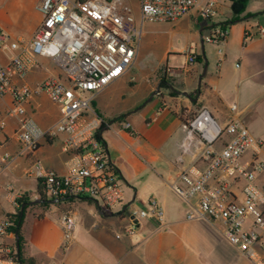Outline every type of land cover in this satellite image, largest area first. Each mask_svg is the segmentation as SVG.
<instances>
[{
  "label": "crops",
  "instance_id": "1",
  "mask_svg": "<svg viewBox=\"0 0 264 264\" xmlns=\"http://www.w3.org/2000/svg\"><path fill=\"white\" fill-rule=\"evenodd\" d=\"M1 2L13 17L0 9V33L11 42H28L41 20L38 0H29L26 6L19 0ZM216 13L222 17L217 23L202 20L196 11L176 21L186 22L191 44L180 52L185 57L182 68L163 69L161 58L153 66L140 63L137 51L131 67L93 97L92 105L103 120L98 134L129 190H122V201L111 209L98 207L89 199H72L50 204L37 218V208L29 207L20 227L18 264H250L224 239L220 222L187 219L188 203L172 189L180 172L192 163V155L181 150L182 122L199 109H207L219 125L238 120L253 137L264 139V0H248L244 12L232 23H228L230 4L219 6L213 16ZM220 27L228 29L225 41H206ZM188 53L195 58L191 64L187 63ZM12 54L0 48V64ZM133 67L137 72L130 74ZM60 74L50 60L38 56L25 82L34 88L46 77ZM161 76L168 79V86L158 87ZM157 87L151 101L140 107ZM128 99L136 100L135 104L121 107ZM10 104L8 94L0 95V116ZM25 114L46 129L57 121L59 109L39 92L25 105ZM125 121L131 129L123 128ZM16 129L17 119L9 118L0 131V216L17 209L6 195V185L20 197L38 199L39 185L26 176L34 157L57 173L66 170L62 135L46 137L32 156L20 153ZM5 154L9 157L3 160ZM259 155L264 159V147ZM256 183L264 191V172ZM152 208L160 210V218L151 214ZM131 210H147V214L137 219L134 233L126 235ZM65 214L74 219L68 250L60 247V219Z\"/></svg>",
  "mask_w": 264,
  "mask_h": 264
},
{
  "label": "built area",
  "instance_id": "2",
  "mask_svg": "<svg viewBox=\"0 0 264 264\" xmlns=\"http://www.w3.org/2000/svg\"><path fill=\"white\" fill-rule=\"evenodd\" d=\"M233 1L138 0L136 19L128 0H38L41 20L28 42H11L0 33V48L14 52L0 64V95L11 98L0 116V131L7 119L16 118L20 153L32 156L46 137L63 136L61 150L67 154L63 173L46 168L36 157L26 170L47 199L57 204L84 198L105 209L120 204L119 174L96 137L103 120L92 105L93 97L131 67L144 23H173L191 11L209 21L219 6ZM227 33L226 27H220L205 39L222 44ZM38 56L50 60L61 74L46 77L32 88L25 78ZM186 58L189 64L195 60L190 53ZM39 92L59 109L57 121L46 129L25 114V105ZM122 125L131 129L127 121ZM181 127V150L192 155V163L180 172L172 189L188 203L186 218L220 222L231 246L250 264H264V191L256 183L264 172V159L259 155L264 139L253 137L238 120L219 125L204 108L185 119ZM8 157L5 154L3 160ZM5 191L18 209L20 195L10 185ZM150 212L160 218L158 208ZM146 214L147 210H131L124 233H134L137 219ZM60 224V247L68 250L74 219L65 214ZM12 226L9 214L0 216V264L18 262Z\"/></svg>",
  "mask_w": 264,
  "mask_h": 264
},
{
  "label": "rangeland",
  "instance_id": "3",
  "mask_svg": "<svg viewBox=\"0 0 264 264\" xmlns=\"http://www.w3.org/2000/svg\"><path fill=\"white\" fill-rule=\"evenodd\" d=\"M24 6H26L29 0H19ZM130 3L133 13L138 18V0H128ZM23 7V6H22ZM0 9H4L6 13L13 17V12H9L7 10V5L5 3H0ZM17 15V12L14 13ZM222 19L218 13H216L211 20L214 23H217L218 20ZM186 22L183 21L181 23L173 22V23H144L142 25V34L139 38L138 43H135V47L137 51L140 53V63H150L152 66L156 65L161 58L160 66L161 68L170 70L172 68H182L184 65V55L181 54V50L185 49L187 45H191L188 41V37L186 35ZM150 50L149 53L146 50ZM166 49L168 51L166 52ZM180 53V55H177ZM138 62V64H140ZM159 67V66H158ZM137 72V68L133 67L130 70V74H134ZM136 100H127L122 103L121 107L134 105ZM140 105V104H139ZM32 186H33V180ZM121 189L126 192L129 190V187L121 182H118ZM35 193V188L32 189ZM128 193V192H127ZM142 200L144 203L145 200L142 198H137ZM49 200V199H48ZM147 209V207H145ZM37 211H39L37 209ZM18 264V263H14Z\"/></svg>",
  "mask_w": 264,
  "mask_h": 264
},
{
  "label": "trees",
  "instance_id": "4",
  "mask_svg": "<svg viewBox=\"0 0 264 264\" xmlns=\"http://www.w3.org/2000/svg\"><path fill=\"white\" fill-rule=\"evenodd\" d=\"M248 0H234L232 3H230V9H231V13H232V18L229 20L228 23H232L235 20L239 19V16L244 12L245 10V6ZM227 22L224 24H228ZM199 58V56H198ZM169 82L168 79L165 77L164 80L161 79V81L159 82V88L161 87H166L168 86ZM102 143V139L100 137L99 134H97L96 136ZM37 193H38V203H33L30 204L31 200L27 195H22L19 199H18V203H19V207L18 209L15 210L14 213L9 214L12 219H13V226L11 227V231L17 235L18 240H17V244H18V249H17V261L20 262L21 260V244H22V237L20 235V227H21V223L23 220V216L25 211L29 208H37L39 210V212L36 213V217L37 218H41L43 216V213L47 210V208L49 207L50 203L49 200L45 197L44 192L42 191L41 187L38 186L37 188ZM72 199H69L65 202H68ZM22 207V210L21 209Z\"/></svg>",
  "mask_w": 264,
  "mask_h": 264
},
{
  "label": "water",
  "instance_id": "5",
  "mask_svg": "<svg viewBox=\"0 0 264 264\" xmlns=\"http://www.w3.org/2000/svg\"><path fill=\"white\" fill-rule=\"evenodd\" d=\"M200 45H201V49H203V40L201 39L200 40ZM205 61V60H204ZM206 66V65H205ZM201 79V76L199 77V80ZM158 91V88H156L155 89V91H153L150 95H149V97L142 103V105H140V107H143L146 103H148V102H150L151 101V99H152V97L155 95V93ZM139 107V108H140ZM39 202V200L38 199H35V200H33V201H31L30 202V204H33V203H38ZM49 203L50 204H53L54 203V201L53 200H49ZM22 207L23 206H21V209L20 210H22ZM15 240H16V247H17V249H18V244H17V240H18V237H17V235H15Z\"/></svg>",
  "mask_w": 264,
  "mask_h": 264
},
{
  "label": "flooded vegetation",
  "instance_id": "6",
  "mask_svg": "<svg viewBox=\"0 0 264 264\" xmlns=\"http://www.w3.org/2000/svg\"><path fill=\"white\" fill-rule=\"evenodd\" d=\"M164 78H165V76H161V78H160L159 82L161 81V79H163V80H164ZM159 82H158V87H159ZM158 87H157V88H158Z\"/></svg>",
  "mask_w": 264,
  "mask_h": 264
}]
</instances>
